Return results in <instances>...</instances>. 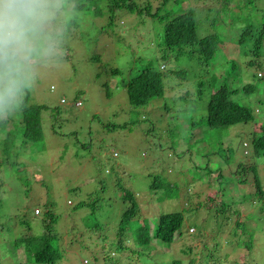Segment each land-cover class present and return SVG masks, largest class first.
<instances>
[{
	"label": "rangeland",
	"instance_id": "1",
	"mask_svg": "<svg viewBox=\"0 0 264 264\" xmlns=\"http://www.w3.org/2000/svg\"><path fill=\"white\" fill-rule=\"evenodd\" d=\"M177 1L166 10L173 15L190 10L197 37L218 40L207 65L182 54L164 63L156 47L163 31L157 19L111 9L107 0H75L77 13L68 22L62 52L38 70L26 91L29 104L46 106L40 141L22 146L16 112L0 129V264H38L24 244L45 232L42 220L50 210L54 220L49 219L51 235H46L60 256L51 264H140V252L156 264H264V231L255 233L259 248L247 252L238 248L234 234L229 236L238 218L234 212L227 220L208 210L220 198L238 195L241 200L251 188L248 180L238 185L230 177L212 179L219 175L209 172L216 157L222 168L245 160L257 163L255 173L264 186V157L243 147L264 125V50L259 64L248 66L251 55L237 43L248 20L255 26L263 22L264 0ZM149 63L156 69L164 63L165 95L135 109L124 84ZM176 70L186 74L177 78ZM224 81L238 88L231 100L250 108L252 123L206 125L210 94ZM247 84L253 89L242 90ZM225 142L231 152L217 149ZM126 192L134 194L139 216L148 218L144 222L150 227L162 213H186L170 247H160L159 253L152 242L147 252L122 237L126 250L115 252ZM196 203L205 209L197 211ZM248 205L234 209L240 220L253 210ZM220 226L225 227L215 235ZM209 240L205 252L202 244ZM185 246L192 248L189 254Z\"/></svg>",
	"mask_w": 264,
	"mask_h": 264
},
{
	"label": "trees",
	"instance_id": "2",
	"mask_svg": "<svg viewBox=\"0 0 264 264\" xmlns=\"http://www.w3.org/2000/svg\"><path fill=\"white\" fill-rule=\"evenodd\" d=\"M112 4L111 9H122L126 10L137 16H147L150 18L157 19L163 25V31L161 34L157 35L158 40L156 41V47L159 52L160 59L164 63L175 54L176 56L189 55V57H196L197 62L203 65H207L211 61L216 51L218 50V40L214 35H207L205 37H197V25L195 14L189 11H183L181 14L173 15L166 10L167 4L172 3V0H107ZM178 2L177 0H174ZM81 8V7H80ZM79 8V9H80ZM168 8V7H167ZM250 15H255L254 11H248ZM253 20V19H252ZM252 20H248L245 23L244 30L238 36V45L243 48L242 52L245 54H250V60L247 65L255 67L260 62V57L264 50V18L263 22H258L259 25H254ZM173 58V57H172ZM163 63V64H164ZM161 68L156 69L152 63L146 64L124 84L127 92L128 102L135 109L146 107L154 99H162L165 95L164 82L166 76L163 74L164 65ZM112 74L118 75L120 72L118 70H111ZM175 77H181L185 75L184 70H176L173 73ZM264 77V76H263ZM261 74H258L259 79H263ZM223 82L217 90H213L210 94L209 101L206 104V117L205 122L211 129L218 128H229L238 124H248L254 121L252 112L250 108L246 106H241L236 102L231 100V95L238 93V88L233 89L232 84ZM252 90V86L245 85L242 90ZM28 96L24 97V102L22 105V110L17 111L18 116L17 131L20 132L22 146L32 147L38 143L41 139V111L46 109V106H36L28 103ZM19 113V114H18ZM6 121L0 120V129L4 127ZM259 129L261 132L253 135L250 142H245L243 147L249 150V153H253L256 158L264 157V125H260ZM249 146H247V144ZM227 142L220 144L218 150L231 152L227 146ZM251 151V152H250ZM247 154V153H246ZM222 159L216 157L213 162H217L212 171H209L211 175L219 173V175L212 178L221 181L224 177H230L234 179L239 185L250 183L251 188H249L248 194L242 197L241 200L238 199V195L235 198L227 201L225 198L218 200V204L208 206V210H212L217 215H223L225 219L230 220L226 217L227 213H233L236 220L232 224L229 232V236L234 234V238L237 240L238 248L245 249L247 252L254 251L258 249V239H256V234L264 231V186H262L258 175L255 173L257 168V163L245 160V162H238L231 165L226 164L222 168ZM212 162V163H213ZM228 171V172H225ZM252 171L254 173L252 179ZM245 173V174H244ZM247 173V174H246ZM247 175L248 178H247ZM224 176V177H223ZM222 177V178H220ZM248 180V181H247ZM170 185V183H168ZM213 184H216L213 181ZM207 186V185H206ZM209 186V185H208ZM212 186V185H211ZM237 187V185H236ZM155 189H158L156 184ZM231 189V187H230ZM221 192V189H218ZM234 190H230L232 193ZM198 192H196L195 196ZM222 193V192H221ZM200 194V193H198ZM217 193L214 194V197ZM222 196V195H221ZM225 197V194H223ZM124 205L127 203V207L122 212L120 219L117 237L119 238L118 243L115 245V252H123L126 250L122 243V237H126V240L131 238L135 240L137 246H142L143 248H148L147 252H150L154 246L152 242L160 252V247H170L177 235L181 234V229L185 221L184 212L175 213H162L158 216L154 224L151 222V227L148 225L147 221L144 222L145 217L139 216V206L134 197L130 192H126L122 196ZM211 200V199H207ZM246 202V203H245ZM196 203L194 207L197 211L205 209L204 205L200 206ZM243 204H249L253 206V210L248 212L245 219L240 220L241 213L236 210H240V206ZM208 205V204H207ZM255 205V206H254ZM53 214L47 211L45 219L42 220L44 233L38 239L32 238L27 240L24 245L30 251V256H33L34 262L38 264H51L60 258L59 250L54 247L51 237H47L46 234L51 235V231L47 228L49 219L54 220ZM149 220V219H148ZM46 221H48L46 223ZM140 227V228H139ZM225 226H220L219 233H214L215 235L221 234V230ZM194 230V229H191ZM134 233V235L132 234ZM193 235V234H192ZM214 235L211 234V240ZM203 242V251L207 252L208 247H210V241ZM37 242L35 248L31 247ZM255 243V244H254ZM152 246V248H151ZM17 248V247H16ZM192 248L185 246L183 248L184 254H189ZM26 253V252H25ZM135 254L134 251H132ZM138 259L140 264H147L151 259L149 264H156L152 258H147L144 253H138ZM147 258L149 260H145ZM143 259V260H142ZM117 264V263H116Z\"/></svg>",
	"mask_w": 264,
	"mask_h": 264
},
{
	"label": "clouds",
	"instance_id": "3",
	"mask_svg": "<svg viewBox=\"0 0 264 264\" xmlns=\"http://www.w3.org/2000/svg\"><path fill=\"white\" fill-rule=\"evenodd\" d=\"M76 13L75 0H0V120L22 110L38 70L62 52Z\"/></svg>",
	"mask_w": 264,
	"mask_h": 264
},
{
	"label": "built area",
	"instance_id": "4",
	"mask_svg": "<svg viewBox=\"0 0 264 264\" xmlns=\"http://www.w3.org/2000/svg\"><path fill=\"white\" fill-rule=\"evenodd\" d=\"M76 106H80V103H77ZM36 214H37V211H36Z\"/></svg>",
	"mask_w": 264,
	"mask_h": 264
}]
</instances>
